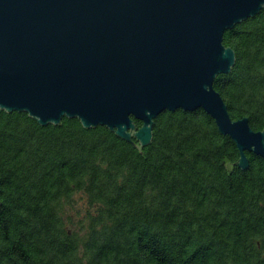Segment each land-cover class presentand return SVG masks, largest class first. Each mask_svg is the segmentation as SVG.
Here are the masks:
<instances>
[{"label": "trees", "instance_id": "trees-1", "mask_svg": "<svg viewBox=\"0 0 264 264\" xmlns=\"http://www.w3.org/2000/svg\"><path fill=\"white\" fill-rule=\"evenodd\" d=\"M222 40L235 61L213 85L232 118L264 129V5ZM130 140L0 108V264H264L262 156L246 150L238 166L201 107L159 112L141 151Z\"/></svg>", "mask_w": 264, "mask_h": 264}, {"label": "water", "instance_id": "water-1", "mask_svg": "<svg viewBox=\"0 0 264 264\" xmlns=\"http://www.w3.org/2000/svg\"><path fill=\"white\" fill-rule=\"evenodd\" d=\"M263 5L0 0V108L25 110L41 124L63 115L84 126L105 124L127 140L134 136L140 150L159 112L201 107L235 141L236 163L247 168L246 150L264 158V129L252 128L247 116L232 118L213 80L235 61L224 30Z\"/></svg>", "mask_w": 264, "mask_h": 264}, {"label": "rangeland", "instance_id": "rangeland-1", "mask_svg": "<svg viewBox=\"0 0 264 264\" xmlns=\"http://www.w3.org/2000/svg\"><path fill=\"white\" fill-rule=\"evenodd\" d=\"M73 206L71 207V215L73 218H77V216L80 215V213L84 212V209L87 207V202L80 193H75L74 194V199H73Z\"/></svg>", "mask_w": 264, "mask_h": 264}]
</instances>
